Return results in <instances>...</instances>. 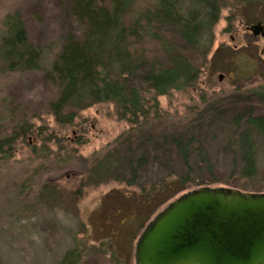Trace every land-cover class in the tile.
<instances>
[{
  "label": "trees",
  "instance_id": "obj_1",
  "mask_svg": "<svg viewBox=\"0 0 264 264\" xmlns=\"http://www.w3.org/2000/svg\"><path fill=\"white\" fill-rule=\"evenodd\" d=\"M68 10L82 26L81 36L63 30L44 45L29 40L19 13L8 14L0 60L5 71L41 72L57 88L48 113L58 128L75 127L82 112L100 104L113 105L126 124L113 143L92 155L87 177H81L85 188L118 185L91 217L101 222L105 238L133 242L170 202L202 186L264 193L257 160L264 141L263 89L183 114L162 110L158 100L199 79L186 49H210L218 0H68ZM170 31L183 49L169 44ZM153 44L163 49L164 61L148 52ZM36 131L27 121L15 125L0 139V160L12 157L34 132L48 134L46 145L64 140L55 129ZM71 168L78 174L69 160L64 171ZM82 254L75 246L58 264H80Z\"/></svg>",
  "mask_w": 264,
  "mask_h": 264
},
{
  "label": "rangeland",
  "instance_id": "obj_2",
  "mask_svg": "<svg viewBox=\"0 0 264 264\" xmlns=\"http://www.w3.org/2000/svg\"><path fill=\"white\" fill-rule=\"evenodd\" d=\"M261 1L218 0L219 17L212 28L210 49H186L191 64L200 70L199 79L190 89L158 98L162 110L180 114L206 110L212 103L229 101L233 94L264 90L262 44L246 30L257 23L264 25ZM15 12L34 44L51 43L63 30L77 37L83 32L69 13L68 0H0V38L6 16ZM165 36L169 44L184 48L173 31ZM148 52L164 61L158 44L150 45ZM2 66L0 60V139L27 121L35 132L41 126L55 129L64 140L61 145H46L48 134L39 137L34 132L12 157L0 160V264H58L75 246L82 249L80 264H135V245L141 234L133 242L114 241L105 238L100 221H91L101 200L118 185H81L92 155L113 143L126 124L117 120L113 105L100 104L82 112L75 127L58 128L48 113L57 88L41 72H8ZM219 76H223L221 81ZM79 140L82 144H76ZM221 146L218 141L217 148ZM69 160L78 166V174H72V168L64 171ZM257 160L264 175V141Z\"/></svg>",
  "mask_w": 264,
  "mask_h": 264
},
{
  "label": "water",
  "instance_id": "obj_3",
  "mask_svg": "<svg viewBox=\"0 0 264 264\" xmlns=\"http://www.w3.org/2000/svg\"><path fill=\"white\" fill-rule=\"evenodd\" d=\"M247 31L264 37L261 23ZM134 259L135 264H264V193L202 186L182 194L147 224Z\"/></svg>",
  "mask_w": 264,
  "mask_h": 264
},
{
  "label": "flooded vegetation",
  "instance_id": "obj_4",
  "mask_svg": "<svg viewBox=\"0 0 264 264\" xmlns=\"http://www.w3.org/2000/svg\"><path fill=\"white\" fill-rule=\"evenodd\" d=\"M247 1V0H246ZM262 24V23H261ZM263 25V24H262ZM264 26V25H263ZM238 35L236 32L234 33V35ZM251 34V33H250ZM231 36V41H235L236 40V38H235V36ZM252 35V34H251ZM252 37L253 38H255V40H258L261 44H262V53H261V55H262V59H264V37H262V36H257V37H254L253 35H252ZM241 39V38H240ZM241 43V42H240Z\"/></svg>",
  "mask_w": 264,
  "mask_h": 264
}]
</instances>
